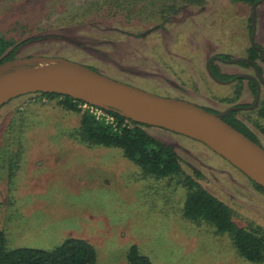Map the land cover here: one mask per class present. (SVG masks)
<instances>
[{
	"label": "rangeland",
	"instance_id": "obj_1",
	"mask_svg": "<svg viewBox=\"0 0 264 264\" xmlns=\"http://www.w3.org/2000/svg\"><path fill=\"white\" fill-rule=\"evenodd\" d=\"M123 1L127 10L110 5L91 14L92 0H0V34L19 46L17 56L63 57L216 111L254 103L247 79L219 83L207 70L212 56H248L252 5ZM256 15V41L264 47V1ZM214 64L227 74L255 73ZM262 86L260 104L237 115L264 145ZM60 100L30 93L0 108V229L9 249H52L80 237L95 247L96 264H129L133 244L157 264H264L246 259L228 233L184 215L188 188L179 177H155L119 147L84 142L76 134L81 112ZM146 130L177 150L184 172L225 202L238 226L264 232V192L244 173L198 140Z\"/></svg>",
	"mask_w": 264,
	"mask_h": 264
},
{
	"label": "trees",
	"instance_id": "obj_2",
	"mask_svg": "<svg viewBox=\"0 0 264 264\" xmlns=\"http://www.w3.org/2000/svg\"><path fill=\"white\" fill-rule=\"evenodd\" d=\"M92 0L87 13L100 12L110 7L116 10H127V1ZM253 5L263 0H233ZM18 45L0 34V64L17 57ZM253 45L250 48V59L263 58L264 54ZM242 65H250L249 60H241ZM214 74L222 79H230L231 75H221L215 65L211 66ZM256 92V87L252 83ZM40 93V92H39ZM49 98L60 97L61 104L72 111L81 112L80 126L76 134L90 145L115 146L123 150L124 155L135 162L141 169L158 178H178L179 182L188 188V196L184 206V215L192 220L205 221L213 225L219 232L228 233L234 245L248 260L256 263L264 262V232L257 227H241L234 221L230 207L209 192L192 175L184 172L182 157L177 150L152 136L139 121L127 118L115 110L106 111L116 118V125L107 122L105 118L98 119L88 111H83L77 100L69 95L58 93H41ZM211 111L214 109L207 108ZM259 114L264 118V101L260 105ZM224 120L242 131L250 138L259 142L251 129L237 117V110H231ZM196 174L200 172L195 171ZM249 178V177H248ZM250 179V178H249ZM251 180V179H250ZM252 181V180H251ZM257 188H264L252 181ZM97 252L93 244L84 238L68 237L52 249L23 246L9 249L6 246V233L0 229V264H96ZM129 264H157L148 255L142 253L136 244L127 252Z\"/></svg>",
	"mask_w": 264,
	"mask_h": 264
},
{
	"label": "water",
	"instance_id": "obj_3",
	"mask_svg": "<svg viewBox=\"0 0 264 264\" xmlns=\"http://www.w3.org/2000/svg\"><path fill=\"white\" fill-rule=\"evenodd\" d=\"M258 3L253 5L254 9ZM255 20V12L253 15ZM210 70V62H208ZM58 93L115 110L149 126L198 140L264 188V147L224 120L234 106L215 112L194 102L159 95L63 57L17 56L0 64V108L30 93ZM260 93L257 96L259 99Z\"/></svg>",
	"mask_w": 264,
	"mask_h": 264
},
{
	"label": "flooded vegetation",
	"instance_id": "obj_4",
	"mask_svg": "<svg viewBox=\"0 0 264 264\" xmlns=\"http://www.w3.org/2000/svg\"><path fill=\"white\" fill-rule=\"evenodd\" d=\"M264 1V0H263ZM262 1V2H263ZM261 2V3H262ZM260 4V3H259ZM258 4V5H259ZM254 5V4H253ZM253 5H252V8H253V10H252V15H251V17H250V38H251V46H250V48L253 46V45H255L260 51H261V53L262 54H264V47L260 44V43H258L257 41H256V22H257V15H256V9H257V7H258V5H257V7L254 9V7H253ZM254 12H255V20H253V15H254ZM250 48H249V50H248V56L247 57H243V58H238V59H231V57L229 56V55H227V54H219V55H215V56H212V57H210L209 59H208V61H207V70H208V62H210V70L212 71V69H211V66L212 65H215L214 64V61H216V60H218V61H221V62H224V63H237V64H239V65H242L241 63H240V61L241 60H249L250 61V65H247V66H245V65H242V66H245V67H252L254 70H255V73L254 74H250V73H241V74H239V75H237V74H227V73H224V72H222L221 70H220V68L217 66V65H215L216 67H217V70L221 73V75H231V76H233L232 78H230V79H222V78H219V77H217L215 74H214V72L212 71V73L214 74V76L216 77V78H214L212 75H211V73H210V71L208 70V73H209V75L211 76V77H213L216 81H218L219 83H225V84H227V83H232V82H234L235 80H240V79H242V80H244V79H247V81L249 82V86H250V88L252 89V91H253V93H254V95H255V101H254V103L253 104H251V105H236V107H238V109H236L237 110V114H238V112H240V111H249L250 109H254L256 106H258L259 104H260V98H261V94H262V84H264V75H263V72H262V68H261V66H260V64H259V60H261V61H263L264 62V60H263V58H257L256 60L255 59H250L249 58V55H250ZM260 53V54H261ZM92 68H94V67H92ZM95 69V68H94ZM97 70V69H96ZM99 71V70H98ZM252 83H254V85H255V87H256V92L254 91V88L252 87ZM260 93V96H259V99H257V96H258V94ZM204 107V106H203ZM234 107V106H233ZM207 108V107H206ZM231 108V107H230ZM229 109V108H228ZM227 109H225L224 111H226ZM224 111H217V112H224ZM228 114V113H227ZM226 114V115H227ZM225 115V116H226ZM237 117H238V115H237ZM239 118V117H238ZM241 119V118H240ZM242 120V119H241ZM243 122H244V120H242ZM245 123V122H244ZM246 124V123H245ZM257 137V136H256ZM258 138V137H257ZM258 140H259V138H258ZM259 144H261L263 147H264V145L259 141L258 142Z\"/></svg>",
	"mask_w": 264,
	"mask_h": 264
},
{
	"label": "built area",
	"instance_id": "obj_5",
	"mask_svg": "<svg viewBox=\"0 0 264 264\" xmlns=\"http://www.w3.org/2000/svg\"><path fill=\"white\" fill-rule=\"evenodd\" d=\"M79 107L83 111H88L89 113L95 115L98 119L105 118L107 122L114 124V126L116 125V118L112 114L108 113L106 109L102 107L92 105L86 102L79 104Z\"/></svg>",
	"mask_w": 264,
	"mask_h": 264
}]
</instances>
